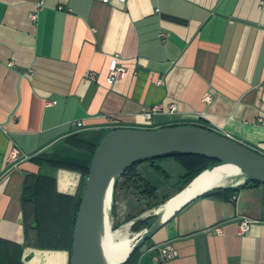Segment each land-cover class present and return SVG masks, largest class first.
Wrapping results in <instances>:
<instances>
[{"label":"crops","instance_id":"obj_1","mask_svg":"<svg viewBox=\"0 0 264 264\" xmlns=\"http://www.w3.org/2000/svg\"><path fill=\"white\" fill-rule=\"evenodd\" d=\"M116 56L127 72L111 83ZM184 125L264 155L262 0H0V264H71L69 251L37 247L28 186L48 178L74 197L82 175L48 162L88 168L112 130ZM212 193L181 209L136 264H161L169 243L179 256L165 264H264V185L232 200Z\"/></svg>","mask_w":264,"mask_h":264},{"label":"water","instance_id":"obj_2","mask_svg":"<svg viewBox=\"0 0 264 264\" xmlns=\"http://www.w3.org/2000/svg\"><path fill=\"white\" fill-rule=\"evenodd\" d=\"M177 154L201 156L218 163L199 174L166 204L182 195L203 174L220 166L237 167L245 177L244 183L226 188H238L247 181H257L264 185V155L207 128L184 125L159 129L112 130L100 142L90 166L76 221L71 264H106L101 234L108 214L107 200L109 197L111 212L118 181L133 166ZM218 189L223 188H213L196 195L170 217L166 218L164 212L157 213L153 222L134 242L126 260L120 264H126L188 203Z\"/></svg>","mask_w":264,"mask_h":264},{"label":"trees","instance_id":"obj_3","mask_svg":"<svg viewBox=\"0 0 264 264\" xmlns=\"http://www.w3.org/2000/svg\"><path fill=\"white\" fill-rule=\"evenodd\" d=\"M95 152L96 150L94 153ZM164 160H174L184 170V175L181 177L178 192L182 191L199 174L218 163L217 161L201 156L181 154L145 161L129 168L123 174L116 186L115 199L117 192L123 187H135L136 189L144 188L143 192L148 197L154 198L160 188L150 179L143 176L139 172V167L143 164H148L151 167L160 170L161 168L157 163ZM33 161L40 164L45 163L39 159H34ZM48 163L59 168L77 171L82 175V180L79 191L74 197L59 194L56 190V181L52 179L38 177L33 183L29 184L28 190H31V194H28L29 201L35 206V222L38 223L39 227L37 247L42 250H67L71 254L77 216L86 189V180L89 175L90 167L84 168L59 162ZM262 185V183L257 181H247L238 188L218 189L213 191L212 194L225 200H232L241 190L257 188ZM136 219V217H131L128 221H134ZM153 220L154 216L145 220H139L134 224L133 230L135 232H141L146 229ZM140 251L141 249L138 250L126 264H136Z\"/></svg>","mask_w":264,"mask_h":264},{"label":"rangeland","instance_id":"obj_4","mask_svg":"<svg viewBox=\"0 0 264 264\" xmlns=\"http://www.w3.org/2000/svg\"><path fill=\"white\" fill-rule=\"evenodd\" d=\"M157 164L160 170L148 164L139 167V172L160 188L154 198L148 197L143 192L144 188L123 187L119 189L112 203L110 212L112 230L118 231L129 227L128 234L131 240H136L137 235L142 232H135L134 224L139 220L156 216L157 210L167 203L169 197L176 195L174 193L179 191L181 177L184 174L182 167L174 160H164ZM131 217L137 219L128 221Z\"/></svg>","mask_w":264,"mask_h":264},{"label":"bare ground","instance_id":"obj_5","mask_svg":"<svg viewBox=\"0 0 264 264\" xmlns=\"http://www.w3.org/2000/svg\"><path fill=\"white\" fill-rule=\"evenodd\" d=\"M245 177L240 170L234 166H220L208 171L198 178L182 195L174 198L170 203L163 205L157 213L164 212L165 217H170L184 203L196 195L213 188H226L238 186L244 183ZM110 198L107 200V216L105 218L104 229L101 234V245L106 264H120L128 257L132 246L136 240H131L128 228L114 231L111 226L109 215ZM132 224V223H131ZM141 234L137 235V238Z\"/></svg>","mask_w":264,"mask_h":264},{"label":"built area","instance_id":"obj_6","mask_svg":"<svg viewBox=\"0 0 264 264\" xmlns=\"http://www.w3.org/2000/svg\"><path fill=\"white\" fill-rule=\"evenodd\" d=\"M112 1L117 2V3H125L127 0H112ZM43 5H44L43 3L39 4L40 9L44 7ZM262 5H264V0H262ZM31 18L33 21H36L38 17L37 15H33ZM126 72L127 70L121 64L119 56H116L110 66L109 81L111 83H116L122 80ZM88 79L91 81H95V76L90 74L88 75ZM208 100H210V98H208ZM168 109L170 113H175L177 110L176 106L174 105L169 106ZM165 110L166 108L164 104H159L157 106H154L151 109L146 110L144 112L143 114L144 119L150 122L153 120V118L156 115L161 114ZM20 155H21L20 150L17 147L12 148L11 153L8 158V163L15 164L20 158ZM251 224L252 223L250 220H248L247 218H242L240 225H239V235L240 236L247 235L251 229ZM215 232L220 235L223 233L221 228H215ZM178 256H179L178 250L175 248V246L169 243L159 249V252L156 254L154 259L158 263L165 264V263L175 260L176 258H178Z\"/></svg>","mask_w":264,"mask_h":264}]
</instances>
